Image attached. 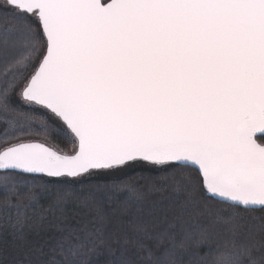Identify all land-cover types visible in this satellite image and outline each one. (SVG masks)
I'll list each match as a JSON object with an SVG mask.
<instances>
[{"label":"snow or ice","instance_id":"snow-or-ice-1","mask_svg":"<svg viewBox=\"0 0 264 264\" xmlns=\"http://www.w3.org/2000/svg\"><path fill=\"white\" fill-rule=\"evenodd\" d=\"M0 264H264V0H0Z\"/></svg>","mask_w":264,"mask_h":264},{"label":"trees","instance_id":"trees-1","mask_svg":"<svg viewBox=\"0 0 264 264\" xmlns=\"http://www.w3.org/2000/svg\"><path fill=\"white\" fill-rule=\"evenodd\" d=\"M56 142L61 144V146H63L64 144L63 139L61 137H56ZM133 175H135V173H133Z\"/></svg>","mask_w":264,"mask_h":264}]
</instances>
